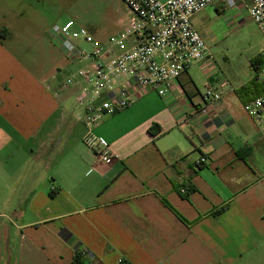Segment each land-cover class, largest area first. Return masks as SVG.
<instances>
[{"label": "crops", "instance_id": "0c3cea01", "mask_svg": "<svg viewBox=\"0 0 264 264\" xmlns=\"http://www.w3.org/2000/svg\"><path fill=\"white\" fill-rule=\"evenodd\" d=\"M132 18L124 0H0V264L264 263V111L258 124L245 101L260 93L238 92L264 86L252 61L243 78L212 56L165 96L106 114L91 132L111 165L84 143L81 85L65 81L88 61L53 27L73 21L107 46ZM207 84L222 100L202 114Z\"/></svg>", "mask_w": 264, "mask_h": 264}, {"label": "built area", "instance_id": "2783aa9c", "mask_svg": "<svg viewBox=\"0 0 264 264\" xmlns=\"http://www.w3.org/2000/svg\"><path fill=\"white\" fill-rule=\"evenodd\" d=\"M133 18L120 35L112 36L103 46L86 28H75L70 21L54 26L53 33L72 60H86L88 65L65 81L66 86L81 85L78 103L85 107L87 147L106 165L116 156L111 147L91 130L106 114L126 110L144 94L155 91L165 96L168 88L194 63L212 61V55L194 17L206 7L220 5L224 11L235 8L240 0H124ZM249 14L264 33V0H250ZM82 39L92 46L79 48ZM259 77L264 75V50L255 58ZM104 94L108 98L104 99ZM222 100L221 92L207 84L203 93L202 114H208ZM246 110L262 123L264 94L246 104ZM201 164L206 158L200 159ZM184 192V191H183ZM117 264H129L120 257Z\"/></svg>", "mask_w": 264, "mask_h": 264}, {"label": "rangeland", "instance_id": "374dc122", "mask_svg": "<svg viewBox=\"0 0 264 264\" xmlns=\"http://www.w3.org/2000/svg\"><path fill=\"white\" fill-rule=\"evenodd\" d=\"M194 19L218 68L245 78L252 70L251 61L264 50V33L248 12L230 8L221 13L214 6H208ZM252 263L255 264L252 261L245 264Z\"/></svg>", "mask_w": 264, "mask_h": 264}, {"label": "trees", "instance_id": "16d2710c", "mask_svg": "<svg viewBox=\"0 0 264 264\" xmlns=\"http://www.w3.org/2000/svg\"><path fill=\"white\" fill-rule=\"evenodd\" d=\"M252 65L255 67V69H257L258 66H259V62H258L256 59H254V60H252ZM257 91H258V93H257ZM238 92H239V95H241V96H243V95H245V94L249 95V94H251V93H255V94H259V93H260L259 96H256V97L250 99V101H245V103L247 104V103H249V102L255 100L256 98H258V97H260L261 95L264 94V86L261 85V86H259V88H258V87H256V83L252 82V83L249 84L248 86H245V87H243L242 89H240ZM261 92H262V93H261ZM158 132H159V130H158L157 132H154V134H157ZM249 151H250V150H242V151H240L238 154H239V156H240L241 158H244V159H245V158L247 157ZM75 261L79 262V261H80V260H79V257H76V260H75Z\"/></svg>", "mask_w": 264, "mask_h": 264}]
</instances>
